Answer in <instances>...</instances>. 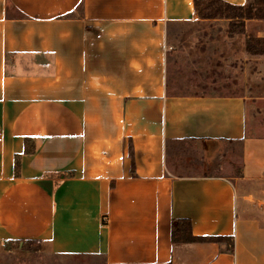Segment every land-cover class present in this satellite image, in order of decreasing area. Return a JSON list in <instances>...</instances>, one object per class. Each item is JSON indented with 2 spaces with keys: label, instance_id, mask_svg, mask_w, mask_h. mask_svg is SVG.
Wrapping results in <instances>:
<instances>
[{
  "label": "crops",
  "instance_id": "1",
  "mask_svg": "<svg viewBox=\"0 0 264 264\" xmlns=\"http://www.w3.org/2000/svg\"><path fill=\"white\" fill-rule=\"evenodd\" d=\"M195 1L0 0V245L105 264H264V56L242 42L236 61L227 29L225 88H176L172 34L198 21ZM245 29L264 38V21ZM181 142L229 146L209 150L217 172L176 175ZM178 220L233 237L234 254L174 243Z\"/></svg>",
  "mask_w": 264,
  "mask_h": 264
},
{
  "label": "rangeland",
  "instance_id": "2",
  "mask_svg": "<svg viewBox=\"0 0 264 264\" xmlns=\"http://www.w3.org/2000/svg\"><path fill=\"white\" fill-rule=\"evenodd\" d=\"M239 24L237 20L226 18L198 19L195 23L187 24L190 25L187 28L175 29L172 34V42L177 52L172 59L174 61L172 65H175L172 70L176 78L175 87L179 88V83L189 80L193 84H200L199 86H206L208 82L213 81L216 83L214 87L225 88L223 82L230 74L228 73L229 67L223 69L224 64L221 62L224 58L219 59L223 55L221 54L223 49L227 47L221 38L225 37V31L229 29L228 32L231 34L229 38L233 40L229 39L228 46L234 43L237 61V58L241 56L240 44L244 42L246 50L247 40L243 36L244 33H241ZM195 26L202 28H195ZM217 26L219 27L216 28ZM228 48L230 50L231 47ZM228 53L230 54V51ZM227 145L226 143L211 144L203 149L205 152L200 153V146L194 143H176L169 151L171 172L176 175L217 172L216 155L210 153L209 150L216 151ZM229 156V158L237 157L238 153L234 151ZM225 157L228 156L225 155ZM231 172L236 173V170ZM0 264H104V260L98 257L76 258L48 253L38 242L8 241L0 245Z\"/></svg>",
  "mask_w": 264,
  "mask_h": 264
},
{
  "label": "trees",
  "instance_id": "3",
  "mask_svg": "<svg viewBox=\"0 0 264 264\" xmlns=\"http://www.w3.org/2000/svg\"><path fill=\"white\" fill-rule=\"evenodd\" d=\"M194 10L197 19L210 20L226 18L239 21L241 33H245L246 20L264 21V0H247L242 6L232 5L221 0H196ZM246 52L253 56H264V38H247ZM172 241L174 243H226L227 251L234 254L233 237H196L192 234L191 223L188 220H178L173 223ZM34 242V241H30ZM71 257V256H68ZM76 258L100 256H73ZM104 260V258H102ZM105 264V260H104Z\"/></svg>",
  "mask_w": 264,
  "mask_h": 264
}]
</instances>
